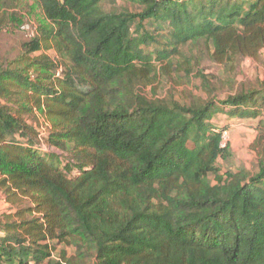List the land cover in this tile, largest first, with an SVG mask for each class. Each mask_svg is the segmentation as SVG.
Masks as SVG:
<instances>
[{"label":"trees","instance_id":"obj_1","mask_svg":"<svg viewBox=\"0 0 264 264\" xmlns=\"http://www.w3.org/2000/svg\"><path fill=\"white\" fill-rule=\"evenodd\" d=\"M27 1L0 0V29ZM33 1L48 25L0 56V264H264V81L223 101L202 72L206 97L155 87L191 77L186 47L259 59L264 0ZM222 114L257 121L254 171L222 173Z\"/></svg>","mask_w":264,"mask_h":264},{"label":"rangeland","instance_id":"obj_2","mask_svg":"<svg viewBox=\"0 0 264 264\" xmlns=\"http://www.w3.org/2000/svg\"><path fill=\"white\" fill-rule=\"evenodd\" d=\"M102 7L106 11H120L125 8L135 11L134 7L124 0H102ZM6 11L18 14L22 22H11L5 16V22L2 23V29H0V56L13 60L22 53L23 44L34 39L39 34V28L47 26L48 22L33 0H28L26 4L18 9L10 8ZM151 32H153L152 29ZM192 48L186 47L183 49L184 58L177 57L174 59L177 64L189 60V67L193 70L191 77H187L185 71L182 70H179V73L174 72L171 79L160 76L158 83L155 85L157 96L164 97L172 93L181 102L188 101L191 95L206 97L201 90V80L198 79V72L210 77V80L214 83L218 82V90L215 93L218 101L225 100L237 91L257 87L264 81V50L259 59H244L234 69H231L214 63L208 55H205L197 47L193 50ZM42 54L56 56L54 50H43L36 53L35 56ZM147 92L152 94V87L148 88ZM213 124L218 129L225 128V141L230 143L233 151V158L228 162L229 164L220 163L222 173L239 167L254 171L257 165V157L251 146L258 135L256 130L257 121H243L222 114L213 120ZM49 126L44 118H40L38 128L46 136ZM210 180L213 183L216 182L212 175ZM7 209L8 205L5 204L0 194V211H6ZM58 249L61 248L58 247ZM67 251L69 254L72 253L70 249H67Z\"/></svg>","mask_w":264,"mask_h":264},{"label":"built area","instance_id":"obj_3","mask_svg":"<svg viewBox=\"0 0 264 264\" xmlns=\"http://www.w3.org/2000/svg\"><path fill=\"white\" fill-rule=\"evenodd\" d=\"M40 132H41V131H40ZM40 136H41L42 138H44V137H46V134H44L43 132H41ZM225 144H226V141H225V137H224L223 146H225ZM42 150L47 151V150H48V147L44 144ZM0 178H1V171H0Z\"/></svg>","mask_w":264,"mask_h":264}]
</instances>
